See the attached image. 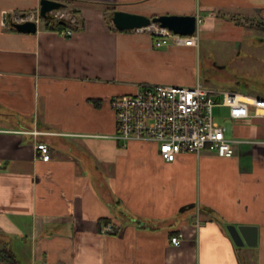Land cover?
Here are the masks:
<instances>
[{"label": "crops", "instance_id": "0c3cea01", "mask_svg": "<svg viewBox=\"0 0 264 264\" xmlns=\"http://www.w3.org/2000/svg\"><path fill=\"white\" fill-rule=\"evenodd\" d=\"M40 1L0 0V264H264V117L232 120L211 92L233 156L166 162L156 143L115 141L111 107L144 84L193 87L183 69L197 48L114 30L115 11L194 16L215 32L230 19L259 28L264 0H54L77 17L70 37L44 21L34 33L4 25ZM229 225L256 227L257 246L237 247Z\"/></svg>", "mask_w": 264, "mask_h": 264}, {"label": "built area", "instance_id": "2783aa9c", "mask_svg": "<svg viewBox=\"0 0 264 264\" xmlns=\"http://www.w3.org/2000/svg\"><path fill=\"white\" fill-rule=\"evenodd\" d=\"M53 22L66 21L70 27L54 30L63 37H70L76 30L77 17L63 10H54L49 14ZM14 18V19H13ZM23 23L40 21L38 12L26 13L12 17ZM138 33H148L154 38V47L168 45L179 47H196V35H175L157 24L135 29ZM223 105L228 108L232 120H242L254 116L264 117V99L246 97L234 92H224ZM216 103L211 91L203 88L197 81L193 87L144 84L133 94L123 95L111 101L115 113L116 132L114 140L122 147L128 141L156 143L159 153L166 162H172L181 153L199 155L209 151L220 157L231 158L234 154L231 142L224 135V128L214 118ZM36 134V133H34ZM40 159L49 160L48 147L36 143ZM103 235L114 233L112 224L101 226ZM183 234L180 232L170 239L173 246H179Z\"/></svg>", "mask_w": 264, "mask_h": 264}, {"label": "rangeland", "instance_id": "374dc122", "mask_svg": "<svg viewBox=\"0 0 264 264\" xmlns=\"http://www.w3.org/2000/svg\"><path fill=\"white\" fill-rule=\"evenodd\" d=\"M195 35L197 48L193 64L183 69L186 79L195 85L198 81L215 97L224 92L243 91L264 98V89L255 85H264V32L261 29L255 24L230 19L219 24L215 32L199 27ZM214 118L219 119L216 111Z\"/></svg>", "mask_w": 264, "mask_h": 264}, {"label": "water", "instance_id": "95a60500", "mask_svg": "<svg viewBox=\"0 0 264 264\" xmlns=\"http://www.w3.org/2000/svg\"><path fill=\"white\" fill-rule=\"evenodd\" d=\"M63 5L54 0H41L39 17L45 21L51 11L59 10ZM112 24L119 31H133L157 24L160 28H165L175 35L191 36L196 32V17L194 16H160L155 18H146L139 15L128 14L122 11H115L112 16ZM3 23L20 33H34L37 25L33 21L19 23L12 19V15L5 16ZM227 231L237 247L244 245L254 248L258 242V232L253 226H233L229 225Z\"/></svg>", "mask_w": 264, "mask_h": 264}, {"label": "trees", "instance_id": "16d2710c", "mask_svg": "<svg viewBox=\"0 0 264 264\" xmlns=\"http://www.w3.org/2000/svg\"><path fill=\"white\" fill-rule=\"evenodd\" d=\"M44 23H45L47 28H50L52 30H60V29H64V28L70 27V25L66 21L53 22L50 18H47L44 21ZM259 28L264 31V23H261L259 25ZM113 29L116 30L114 27H113ZM236 93H239V92H236ZM249 95H251V94H249ZM253 96H256V95H253ZM258 98H260V97H258ZM242 264H244V263L242 262Z\"/></svg>", "mask_w": 264, "mask_h": 264}]
</instances>
